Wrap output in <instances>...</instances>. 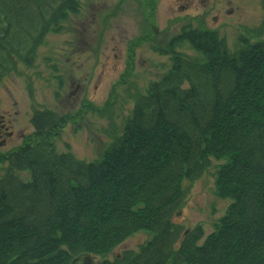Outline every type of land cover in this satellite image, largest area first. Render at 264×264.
Wrapping results in <instances>:
<instances>
[{
  "label": "trees",
  "instance_id": "16d2710c",
  "mask_svg": "<svg viewBox=\"0 0 264 264\" xmlns=\"http://www.w3.org/2000/svg\"><path fill=\"white\" fill-rule=\"evenodd\" d=\"M83 1L0 0V82L31 65ZM183 44L203 60L175 56L143 90L125 72L133 109L98 160L56 152L71 116L34 111V133L0 156V264L100 258L140 232L149 238L137 250L101 264H264V24L233 51L203 27L169 47ZM212 160L215 195L229 205L203 238L173 219L183 182Z\"/></svg>",
  "mask_w": 264,
  "mask_h": 264
},
{
  "label": "rangeland",
  "instance_id": "374dc122",
  "mask_svg": "<svg viewBox=\"0 0 264 264\" xmlns=\"http://www.w3.org/2000/svg\"><path fill=\"white\" fill-rule=\"evenodd\" d=\"M146 1L81 2L59 34L46 36L31 65H19L5 76L0 82V141L5 140L0 156L34 133L33 113L46 108L72 118L55 138L56 152L71 153L84 162L98 160L111 142L113 128L120 133L133 109L129 97L134 91L125 92L121 82L125 72L143 90L170 70L175 56L203 60L187 44L169 47L188 27L215 31L233 51L242 36L264 24V0ZM217 164L212 160L199 178L183 182L185 197L173 219L182 232L200 227L204 238L225 214L229 201L215 195ZM148 238L146 233L134 234L110 254L94 258L95 264L137 250Z\"/></svg>",
  "mask_w": 264,
  "mask_h": 264
},
{
  "label": "water",
  "instance_id": "95a60500",
  "mask_svg": "<svg viewBox=\"0 0 264 264\" xmlns=\"http://www.w3.org/2000/svg\"><path fill=\"white\" fill-rule=\"evenodd\" d=\"M71 264H92V261L89 256H81L80 258L74 260Z\"/></svg>",
  "mask_w": 264,
  "mask_h": 264
},
{
  "label": "flooded vegetation",
  "instance_id": "af4514ba",
  "mask_svg": "<svg viewBox=\"0 0 264 264\" xmlns=\"http://www.w3.org/2000/svg\"><path fill=\"white\" fill-rule=\"evenodd\" d=\"M154 33H156V35L159 34V32L157 33L156 31H154ZM76 86L79 87V84H77ZM2 124H4V117L3 116H0V128L1 127H4V125H2ZM0 145L1 146H4L5 145V140L0 141ZM91 261H92V264H95V260L94 259H91Z\"/></svg>",
  "mask_w": 264,
  "mask_h": 264
}]
</instances>
